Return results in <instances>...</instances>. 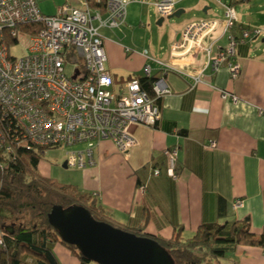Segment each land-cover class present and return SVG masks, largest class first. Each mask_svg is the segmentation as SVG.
<instances>
[{
	"label": "crops",
	"instance_id": "obj_1",
	"mask_svg": "<svg viewBox=\"0 0 264 264\" xmlns=\"http://www.w3.org/2000/svg\"><path fill=\"white\" fill-rule=\"evenodd\" d=\"M175 1V11L181 10L182 14L192 10L197 18L193 21L224 19L223 8L215 0L204 5L195 1L196 7L189 0ZM241 3L247 9L242 15L235 11L237 24L264 29V0ZM140 5L143 4L127 5L122 25L130 12L140 11ZM139 22L142 24L140 19ZM187 24L175 32L164 59L156 61L178 65L170 58V45ZM231 32L237 34L238 29ZM102 36L105 66L114 89L131 77L144 76L145 65L150 67V75L162 80L167 93L159 97L154 91L152 97L147 93L158 106L160 119L149 126L129 124L128 132L136 145L126 154L119 152L111 140L101 139L93 148V165L70 168L75 173L65 177L40 161L38 172L95 196L115 222L130 230L145 222L144 233L150 236L169 238L173 227L182 226V236L188 237L200 224L222 225L244 219L249 220L250 230L259 234L264 227V38L236 45L234 59L240 64L237 78H230L226 66L215 72L206 68L204 83L191 86V81L176 71L157 62L149 65L150 58L144 50L132 52L121 40ZM226 41L227 34L217 44L224 45ZM126 48L130 51L126 52ZM223 90L232 91L237 100L222 98ZM211 140L215 145L206 147ZM173 147L177 148L174 179L166 174L163 154ZM154 169H159L158 175L153 174ZM236 199L241 200V206H234ZM49 247L57 264H80L78 257L59 241ZM215 262L264 264V249L235 245Z\"/></svg>",
	"mask_w": 264,
	"mask_h": 264
},
{
	"label": "built area",
	"instance_id": "obj_2",
	"mask_svg": "<svg viewBox=\"0 0 264 264\" xmlns=\"http://www.w3.org/2000/svg\"><path fill=\"white\" fill-rule=\"evenodd\" d=\"M223 7L224 19H202L188 23L170 45V58L177 66L164 65L187 77L191 86L203 84L205 69L211 72L226 66L233 80L240 73L234 59L235 47L257 38L262 28L241 29L238 38L231 29L237 22L233 7L215 0ZM103 11L63 3L55 14L44 15L36 0H0V168L6 161L15 162L21 152L65 149L86 144L78 150L64 151L66 167L82 169L94 164L93 148L101 139H109L116 149L126 154L136 145L129 134L131 123L154 125L160 111L154 100L142 89L137 77L126 80L117 89L106 70V54L100 28L114 29L124 23L129 3L153 7L157 17L165 19L175 12V0H95ZM96 22V24H94ZM38 25L37 30H26ZM227 34L224 45L217 41ZM23 39L25 54L13 57L9 48ZM25 40V41H24ZM129 52V49H125ZM147 54L146 50L143 52ZM72 66L69 73L65 64ZM150 67L142 69L150 75ZM156 97L167 93L162 80L152 84ZM222 98L236 101L230 90ZM209 141L206 147H213ZM166 174L173 179L177 148L163 151ZM159 169L153 174L158 175ZM143 189V186H140ZM235 207L241 206L236 199ZM3 241L0 239V248Z\"/></svg>",
	"mask_w": 264,
	"mask_h": 264
},
{
	"label": "trees",
	"instance_id": "obj_3",
	"mask_svg": "<svg viewBox=\"0 0 264 264\" xmlns=\"http://www.w3.org/2000/svg\"><path fill=\"white\" fill-rule=\"evenodd\" d=\"M84 1L90 8H102L103 11V4L95 0ZM240 1L231 0L229 4H225L233 7ZM37 28L38 25L26 26V30L30 32ZM233 28H237L238 33H230L238 38L241 29L249 30L253 27L238 25L236 22ZM135 77L142 89L152 97V84L157 77L154 74ZM44 152L22 151L17 161H6V165L0 168V231L3 232L0 233L3 241L0 264H31L27 262V258L33 259L30 261L32 264H57L49 247L50 243L56 241L74 253L80 264L90 262L74 246L64 243L47 220V214L52 207H67L72 204L85 207L95 220L155 239L168 252L174 264H217L215 260L224 256L235 245H252L264 249V227L259 234H255L250 230L248 219L222 225L200 224L188 237L182 236V226L173 227L169 238L144 233L145 222L140 228L130 230L115 222L95 196L81 192L70 184L42 176L37 166Z\"/></svg>",
	"mask_w": 264,
	"mask_h": 264
},
{
	"label": "water",
	"instance_id": "obj_4",
	"mask_svg": "<svg viewBox=\"0 0 264 264\" xmlns=\"http://www.w3.org/2000/svg\"><path fill=\"white\" fill-rule=\"evenodd\" d=\"M180 13L181 10L175 11L167 18ZM162 20L158 18L157 24ZM62 167H66L64 162ZM47 220L64 243L74 246L95 264H174L155 239L95 220L81 205L54 206Z\"/></svg>",
	"mask_w": 264,
	"mask_h": 264
},
{
	"label": "rangeland",
	"instance_id": "obj_5",
	"mask_svg": "<svg viewBox=\"0 0 264 264\" xmlns=\"http://www.w3.org/2000/svg\"><path fill=\"white\" fill-rule=\"evenodd\" d=\"M81 1L82 0H36V3L42 14L52 15L55 14L57 7L62 5L63 3H68L73 6H79L81 5ZM189 1H191L192 7H196L197 3H195V1H197L198 3L202 2L204 5L205 3L212 4L214 0ZM233 1L234 0H232V2ZM177 6L179 5L177 4ZM234 6L235 11L241 15L244 14L245 10L247 9L245 3H236ZM139 19L141 20L142 24H140ZM196 19V16H193L192 14V10H186L184 13L180 14L177 17L165 18L160 24H157L158 17L153 7L143 4L140 5V11L138 10L129 13L125 25H122L121 27L115 29H105L101 27L100 31L103 29L102 34L104 35L105 39L121 40L126 47L132 50V52L147 50V56L148 58H150L148 64L152 65L153 62H156V59H164L163 54H165V52L167 51L168 44L174 38L175 32L182 28V26H184L185 24ZM94 24H96V22H94ZM257 38L260 42V40L264 38V32H261L260 36ZM19 41L20 42L12 45L9 48V54L13 57H20L25 54L26 48L22 44L23 39ZM71 67L72 66L70 65V63L65 64L67 73H69ZM85 146L86 144L82 143L65 149H46L42 154L40 161L41 163H44L45 165L53 168V171L57 173V175L63 174L66 177L68 173L74 174L75 169L62 167L64 151L67 149L78 150L84 148ZM0 233L3 234V232L1 231ZM27 262L31 264L33 263L30 261Z\"/></svg>",
	"mask_w": 264,
	"mask_h": 264
}]
</instances>
